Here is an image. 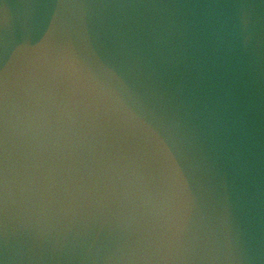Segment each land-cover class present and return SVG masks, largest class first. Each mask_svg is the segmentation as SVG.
Masks as SVG:
<instances>
[{"label":"clouds","instance_id":"obj_1","mask_svg":"<svg viewBox=\"0 0 264 264\" xmlns=\"http://www.w3.org/2000/svg\"><path fill=\"white\" fill-rule=\"evenodd\" d=\"M0 264H264V0H0Z\"/></svg>","mask_w":264,"mask_h":264}]
</instances>
